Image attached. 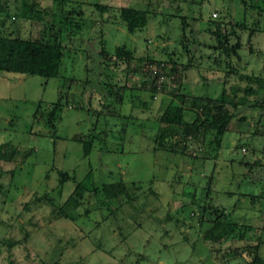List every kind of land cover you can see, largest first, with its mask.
I'll list each match as a JSON object with an SVG mask.
<instances>
[{
	"label": "rangeland",
	"instance_id": "374dc122",
	"mask_svg": "<svg viewBox=\"0 0 264 264\" xmlns=\"http://www.w3.org/2000/svg\"><path fill=\"white\" fill-rule=\"evenodd\" d=\"M95 3L108 10L98 12ZM34 6L44 11L42 22L56 21L62 8L80 24L62 42L57 77L0 73V143L29 151L23 160L0 161V264H248L244 242L208 243L202 236L210 225L208 211L222 209L253 228L245 236L248 243L264 237L258 213L242 195L264 191V100L261 107H237L214 158L197 142L187 144L184 156L152 151L151 139L154 116L174 93L217 95L221 84L243 85L236 73L263 74L264 37H248L253 14L243 12L239 0H64L61 6L38 0ZM124 6L148 10L142 30L125 31L117 16ZM8 13L7 31L12 26L22 38L44 35L42 22L19 20L10 4ZM208 15L227 36L226 44L217 43L213 26L205 30ZM258 26L264 27V14ZM235 39L237 56L226 57L222 47ZM120 45L132 52L129 64L115 70L124 78L111 67ZM100 48L109 65L101 63ZM144 56L151 60L137 64ZM167 57L174 64L171 73ZM152 79L160 82L154 93L148 90ZM59 96L54 131L32 123L37 103ZM89 134L91 150L82 156L78 139ZM255 161L248 172L242 169L243 162ZM57 171L84 184L120 179L127 195L106 206L100 195L85 194L62 217L57 207L74 185L59 184ZM43 194L55 209L31 202Z\"/></svg>",
	"mask_w": 264,
	"mask_h": 264
},
{
	"label": "trees",
	"instance_id": "16d2710c",
	"mask_svg": "<svg viewBox=\"0 0 264 264\" xmlns=\"http://www.w3.org/2000/svg\"><path fill=\"white\" fill-rule=\"evenodd\" d=\"M36 1L38 0H0V73H12L20 76L35 75L42 78L58 76L63 57L64 46L62 42L69 40L73 33L77 32L76 30H78L80 22L73 19L70 11L64 12L62 8L58 11L56 21L42 22L43 17L41 13H44V11L35 8ZM53 1L61 6L64 0ZM239 3L243 6V12L250 15L253 14L254 16L248 29V37L255 32L262 33L264 37V27L258 26V19L264 14V0H239ZM8 4L13 5L15 10L18 11L19 20H26L31 24H41L42 22V25H46L45 30H43L44 35H40L39 33L35 38H31L30 36L22 38L16 33L18 29L16 30L12 26L7 31L4 27V19L9 17ZM94 8L98 12L108 10L107 6L96 3L94 4ZM75 14L79 16L78 13ZM117 16L118 20L122 22L125 31L133 34L145 27L148 10L124 6L117 8ZM209 19L210 15H208V23L205 30L213 26L214 31H211V33L216 37L217 43L220 44L224 40L226 44L227 36L221 33L220 27L215 20L210 19L209 21ZM46 32L47 36H45ZM218 44L216 47L219 46ZM224 46L222 48L226 57L230 55L237 56V50L240 46L238 39H235L228 46ZM216 47L213 46L212 48ZM131 53V50L126 49L123 45L115 47L112 59L114 64L111 65L114 73H118L115 70H117L119 63H123L125 66L129 64L132 59ZM98 55H100L99 58L103 65H109L108 63L110 62L102 58L104 54L101 48ZM109 59H111V56H109ZM143 60H151V58L148 56L139 57L136 62L138 64ZM166 62L171 65V69L168 71V73H171L174 64L171 63L169 57H167ZM262 65L264 70V56ZM120 73L122 75H117H121L124 78V72L121 71ZM236 75L239 81L244 82L243 85L232 84L227 89H224L221 84L220 90L216 93L217 95H208L207 93L202 95H186L176 92L169 97L160 112L154 116L157 127L151 139L152 151H162L184 156L187 152V144L197 142L202 146L207 156L210 155L214 158L215 152L219 148L221 135L225 130H228V123L234 117V111L237 107H261L260 103H263L264 100V71L262 75L242 73H236ZM156 76H159L156 72L152 74V77L155 78ZM119 79L120 77H118ZM149 86V92L154 93L155 89L160 86V82L153 81L152 79ZM117 89L118 87L116 86ZM108 94L106 93V96ZM249 96L254 98L249 99ZM61 106L60 96L54 102L47 105L37 103L31 114L32 123L43 122L51 129V132L54 131L55 123L59 119ZM242 119L243 117H240L238 121ZM78 141L81 144L82 156H87L91 150L92 135L89 134L84 139L79 138ZM28 153L29 151L20 152L9 143H0V161L23 160ZM204 157L202 153V158ZM242 164V169H247L246 171L248 172L252 166L258 165V162L255 161L251 165H247L244 162ZM261 165L264 167V164ZM12 171L9 172L11 173ZM57 174L59 184L70 180L74 185L62 205L57 207L59 214L65 218L69 217L66 211L75 210L84 199L85 194L100 195L104 198L106 206L115 204L118 195H127L120 179H116L111 183L84 184L83 181H75L73 174L69 175L64 171H57ZM242 195L248 198L250 206L258 213L259 220L262 223L261 229L264 230V191L256 195ZM32 201L34 203L43 202L55 209L48 194L34 196L31 199ZM125 202L128 203L129 201ZM205 210L201 206L199 211L204 213L203 211ZM51 211L56 212L57 210L53 211L51 209ZM200 212L196 213L199 219L201 216ZM207 215L210 225L202 236L205 242L242 241L244 242L242 248L250 257L248 264H264V259L258 255V248L263 241L261 239L263 236H255L256 241L248 243L245 240V236L253 230L250 225L238 224L228 213H223L222 209L219 212L216 209H211Z\"/></svg>",
	"mask_w": 264,
	"mask_h": 264
},
{
	"label": "built area",
	"instance_id": "2783aa9c",
	"mask_svg": "<svg viewBox=\"0 0 264 264\" xmlns=\"http://www.w3.org/2000/svg\"><path fill=\"white\" fill-rule=\"evenodd\" d=\"M153 74L156 72L155 70H152ZM158 88V87H157Z\"/></svg>",
	"mask_w": 264,
	"mask_h": 264
}]
</instances>
